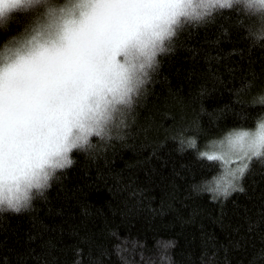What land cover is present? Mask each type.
<instances>
[{
    "label": "trees",
    "instance_id": "obj_1",
    "mask_svg": "<svg viewBox=\"0 0 264 264\" xmlns=\"http://www.w3.org/2000/svg\"><path fill=\"white\" fill-rule=\"evenodd\" d=\"M209 13L181 19L108 135L0 213V264H264V154L234 180L216 157L264 124V43L235 4Z\"/></svg>",
    "mask_w": 264,
    "mask_h": 264
},
{
    "label": "snow or ice",
    "instance_id": "obj_2",
    "mask_svg": "<svg viewBox=\"0 0 264 264\" xmlns=\"http://www.w3.org/2000/svg\"><path fill=\"white\" fill-rule=\"evenodd\" d=\"M239 0H88L67 44L0 74V202L19 211L21 183L46 187L68 153L102 136L113 113L131 102L181 19H201ZM20 0H0V16ZM230 145L264 154V124L235 132ZM206 155V154H201ZM215 159V156H207ZM247 164L230 173L243 176ZM218 185L227 195L234 182ZM211 190V189H210Z\"/></svg>",
    "mask_w": 264,
    "mask_h": 264
},
{
    "label": "clouds",
    "instance_id": "obj_3",
    "mask_svg": "<svg viewBox=\"0 0 264 264\" xmlns=\"http://www.w3.org/2000/svg\"><path fill=\"white\" fill-rule=\"evenodd\" d=\"M87 2L88 0H20L18 7L0 16V36L4 37L0 40V74H8L12 68L29 59L64 47L70 30L78 26L87 10ZM233 4L243 14L255 20L247 26L248 38L256 43H264V0H239ZM172 37L170 35L164 40V50L157 54L165 51V42ZM104 135H108L107 130ZM68 159L71 163L67 166H71L73 161L70 152ZM56 170L50 173L48 182L55 176ZM48 186L49 184L37 188L21 183L16 193L22 201L19 211L27 208L36 195L43 194ZM6 211L19 212L7 202H0V213Z\"/></svg>",
    "mask_w": 264,
    "mask_h": 264
},
{
    "label": "rangeland",
    "instance_id": "obj_4",
    "mask_svg": "<svg viewBox=\"0 0 264 264\" xmlns=\"http://www.w3.org/2000/svg\"><path fill=\"white\" fill-rule=\"evenodd\" d=\"M221 2H223V0H221ZM228 137H226L221 144L217 145L216 157L222 159L230 165L232 167L230 173H232L241 168L243 159L249 157L251 153L249 152L245 155L244 152L240 150L238 145H230Z\"/></svg>",
    "mask_w": 264,
    "mask_h": 264
}]
</instances>
